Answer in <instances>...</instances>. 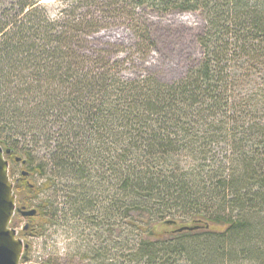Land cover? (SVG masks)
I'll return each mask as SVG.
<instances>
[{
  "label": "trees",
  "instance_id": "trees-1",
  "mask_svg": "<svg viewBox=\"0 0 264 264\" xmlns=\"http://www.w3.org/2000/svg\"><path fill=\"white\" fill-rule=\"evenodd\" d=\"M41 1L15 0L11 16L0 0V134L25 157L39 218L28 235L66 227L89 264H264V86L237 102L228 73L241 55L264 64V0H106L131 19L144 5L202 12L203 58L170 84L85 70L72 32L88 20L53 31ZM43 142H54L48 158L36 155Z\"/></svg>",
  "mask_w": 264,
  "mask_h": 264
},
{
  "label": "rangeland",
  "instance_id": "rangeland-1",
  "mask_svg": "<svg viewBox=\"0 0 264 264\" xmlns=\"http://www.w3.org/2000/svg\"><path fill=\"white\" fill-rule=\"evenodd\" d=\"M13 1L15 0H6L5 2V5L9 6L11 16L15 15L16 11V5L12 6L15 4ZM41 3L46 5L44 8L46 15L59 23L54 26L53 31L68 29L64 25L68 24L66 23L68 21L78 23L82 19L88 20L86 28L82 31L72 32L77 45L76 50L80 56L83 55L86 58L88 63L85 70L100 73L110 69L111 73H115L117 77L126 82L154 77L163 83L170 84L183 79L203 58V48L198 42V38L205 30L206 20L201 11L174 9L165 12L144 5L135 9V15L131 19L126 15H111L108 7L111 2L106 0H97L96 2L42 0ZM93 24H97V32L90 31L92 26L89 25ZM144 33H146V37H143ZM238 58L229 62L228 66V73L231 77L230 94L232 99L237 102L240 101L243 94L264 86V64L251 61L243 55ZM27 73L29 71L25 72V74ZM39 83L44 88L48 87L46 81L36 82L38 85ZM38 90L39 88H37ZM32 97L31 94L23 99H26V102L29 101L30 105L33 103L30 101L33 100ZM24 112H27V109ZM68 116L69 114L66 113L64 118ZM27 119L33 121L31 116ZM231 121L233 119L229 120V122ZM39 122L46 123V119L40 117ZM48 126L53 127L52 131L58 129V124L53 122L48 123ZM4 138L0 134V145L5 149L8 147ZM49 143L43 142L38 147L36 153L38 157H49V148L51 145L54 146V142L51 145ZM215 147L219 153L228 151L227 147L225 149ZM15 155L21 157V160L25 159L24 155L20 153ZM9 157L13 168L12 173L9 172V174L15 183L14 192L18 194L21 203L28 199L29 203L34 204L36 201L34 196L24 194V187L28 184V180L22 179L20 175V170L25 169L20 164L22 161L18 160L17 162L14 156H9L6 153V158L9 159ZM172 159L183 168L195 163L194 157L187 152H174ZM43 180L42 178H35V181L32 179L38 186L43 183ZM39 196L44 198V193H40ZM135 216L137 217L136 214ZM14 218L11 225L17 229L19 236L28 245L25 253L28 252L29 259L25 261L26 263L43 264L45 259L52 255L62 264H89L87 261H80L79 257L72 256L77 246V235L70 229L63 226L53 227L46 230V237L43 234L33 236L31 233L28 235L27 218L22 215H19L18 221H16V217ZM32 220L39 221V218L35 216ZM152 228L159 234L172 229L165 223L153 224ZM217 228L221 229V227Z\"/></svg>",
  "mask_w": 264,
  "mask_h": 264
},
{
  "label": "water",
  "instance_id": "water-1",
  "mask_svg": "<svg viewBox=\"0 0 264 264\" xmlns=\"http://www.w3.org/2000/svg\"><path fill=\"white\" fill-rule=\"evenodd\" d=\"M5 150L0 145V264H24V251L28 245L18 235L11 223L16 210V195L14 182L9 174V160ZM34 210L25 211V215H32ZM193 227L185 226L179 230H190ZM39 264V263H29Z\"/></svg>",
  "mask_w": 264,
  "mask_h": 264
},
{
  "label": "flooded vegetation",
  "instance_id": "flooded-vegetation-1",
  "mask_svg": "<svg viewBox=\"0 0 264 264\" xmlns=\"http://www.w3.org/2000/svg\"><path fill=\"white\" fill-rule=\"evenodd\" d=\"M7 155H9V156H14V159H15V161H17V162H18V160H20V162L22 161V163H20V164H22V166L25 167V163H26L25 159H22V160H21V157H18V156L15 155V154L12 155L11 150H10V152H9V150H8ZM8 160H9V172L12 173L13 168H12V166H11V164H12V163H11V158L9 157ZM20 171H21V172H20V175H21L22 179L27 178L26 176L28 175V172L26 171V169H23V168H22ZM14 185H15V183H14ZM15 187H16V186H15ZM34 188H35V187H34ZM15 195H16V210H15L14 217H16V221H18L17 218L19 217V215H22L23 217L27 218L28 220H26V227L29 228L31 221L33 222L32 218L38 215V211L36 210V209H37V206L35 205V203H34V204L29 203V202H28V199H27L26 202L21 203V202L19 201V196H18V194L15 193ZM31 210H34V213H33L32 215H25V214H24L25 211H31ZM14 217H13V218H14ZM14 219H15V218H14Z\"/></svg>",
  "mask_w": 264,
  "mask_h": 264
},
{
  "label": "built area",
  "instance_id": "built-area-1",
  "mask_svg": "<svg viewBox=\"0 0 264 264\" xmlns=\"http://www.w3.org/2000/svg\"><path fill=\"white\" fill-rule=\"evenodd\" d=\"M26 264H28V263H26Z\"/></svg>",
  "mask_w": 264,
  "mask_h": 264
}]
</instances>
